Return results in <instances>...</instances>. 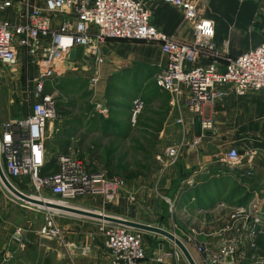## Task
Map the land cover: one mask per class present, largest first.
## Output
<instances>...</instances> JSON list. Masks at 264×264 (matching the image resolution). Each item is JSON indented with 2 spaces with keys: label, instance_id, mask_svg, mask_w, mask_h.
Here are the masks:
<instances>
[{
  "label": "crops",
  "instance_id": "0c3cea01",
  "mask_svg": "<svg viewBox=\"0 0 264 264\" xmlns=\"http://www.w3.org/2000/svg\"><path fill=\"white\" fill-rule=\"evenodd\" d=\"M23 1L0 0V3H11L10 7L0 11V18L14 25L21 23L23 5L22 8L20 6ZM136 1L145 5L150 22L164 35L185 43L192 42L191 27L183 21L180 11L160 0ZM195 1L202 15L214 24L215 47L220 49L223 43H227L226 54L216 59L217 62L225 63L264 43V0ZM28 4L33 8L41 7L38 0H28ZM66 17H58L55 25ZM102 54L104 58L100 65H94L91 58L83 64L86 59L84 52L77 49L74 60L66 61L65 65L79 66L88 79L98 77L100 95L101 89L105 92L109 85L126 90L132 95L131 103L137 98L144 102L137 125L131 126L130 114H127L131 108H128L126 115L129 117L122 123L126 133L112 128L104 139L125 142L130 140V128L140 130L138 125L146 123V119L157 121L159 129L152 153L156 168L147 173L139 171L138 175L132 176L135 172L130 166L120 195L111 203L104 202L98 194L82 196L77 199L78 203L110 217L149 226L160 225L183 242L193 238L194 242L189 243L187 249L196 264H207L204 255L196 251V244L202 245L215 257L221 255L223 242L230 238L231 233L227 230L235 209H246L254 218L260 217L264 224V91L250 92L240 98L229 87H219L223 93L220 100L213 105L202 106L201 114L194 117V124L185 132L176 123L179 110L170 106L169 94L160 91L154 83L155 75L166 63L159 45L107 40ZM211 61L204 59L200 62L205 65ZM15 87L13 79L0 86V93H4V97H0V124L17 119L14 101L5 96L16 91ZM182 109L186 112V107ZM184 116L187 122L189 115ZM107 120L104 117L102 120L83 117L78 123L81 127L78 132H86L91 122L96 126L94 128H98L96 134L100 135L99 128ZM202 122L210 123L211 128L202 130ZM112 123L121 125L119 121ZM52 128L51 124L46 127L47 138L51 136ZM140 141L146 142L141 137ZM170 147L177 149V159L173 166L164 167L157 157L165 159L164 151ZM231 147L240 153L254 150L255 167L251 177L244 176V170L240 168L221 163L222 153ZM59 154L56 151L48 155L46 150L47 164ZM4 190L0 184V264H111L98 234L99 223L88 221V218L59 215L55 222L73 247L57 246L37 236L46 211L34 212L21 207ZM249 227L247 224L243 230L232 264H264V234H257L252 240ZM148 234L153 235L157 245L155 249L145 247L146 259L137 264H156L157 255L172 250L170 241ZM175 262L180 264L179 257L170 260L169 264ZM184 264H187L186 260Z\"/></svg>",
  "mask_w": 264,
  "mask_h": 264
},
{
  "label": "built area",
  "instance_id": "2783aa9c",
  "mask_svg": "<svg viewBox=\"0 0 264 264\" xmlns=\"http://www.w3.org/2000/svg\"><path fill=\"white\" fill-rule=\"evenodd\" d=\"M38 1L41 3L39 8L31 7L28 0L21 2L22 22L17 25L0 18V67L12 70L25 63L26 67L33 69V102L27 115L0 124V166L5 179L14 188L12 181H26L42 201L46 200L43 198L45 195L65 203L85 195L98 194L104 202L111 203L118 198L124 186L123 178L109 177L100 171L92 172L84 161L68 154L57 155L53 169L43 172L47 164L45 131L56 117L55 96L45 93V88L56 76L67 71L64 62L69 61L72 49L83 50L86 58L83 64L91 58L94 65H100L104 58L102 47L107 40L159 45L166 63L155 75L154 83L160 91L169 94L170 106L179 110L176 123L185 132L194 124V117L201 114L202 106L213 105L220 100L223 93L219 87H229L240 98L250 92L264 91V43L225 63L217 62L216 59L226 54L227 43H223L220 49L215 47L214 24L202 15L195 0H160L180 11L183 21L191 27V43L164 35L150 22L145 5L136 0ZM10 6V2L0 3V11ZM65 15L67 17L56 26L54 21ZM204 59L212 61L203 65L200 61ZM98 81L95 76L89 79L94 87H97ZM143 107L141 99L133 101L132 127L136 125V118ZM182 107H186V112ZM96 110L102 117H107L105 108L97 104ZM186 114L189 115L187 122L184 120ZM200 128L209 130L211 125L202 122ZM164 157L157 159L164 163V167L173 166L177 149H166ZM254 159V150L240 153L235 147L229 148L220 157L221 163L244 170L247 177L253 175ZM0 184L5 189L1 181ZM53 217L47 211L38 236L59 241L61 247L72 248V244L64 243L63 233ZM231 219L227 230L231 233L230 238L223 242L221 257L206 252L200 244L195 245L207 264H232V256L247 224H250V239L264 234L261 218H254L244 208L235 209ZM98 234L103 239L111 264H137L146 259L143 232L100 222ZM181 242L187 248L194 240L187 238ZM180 253L176 248L160 253L155 262L168 264Z\"/></svg>",
  "mask_w": 264,
  "mask_h": 264
},
{
  "label": "rangeland",
  "instance_id": "374dc122",
  "mask_svg": "<svg viewBox=\"0 0 264 264\" xmlns=\"http://www.w3.org/2000/svg\"><path fill=\"white\" fill-rule=\"evenodd\" d=\"M32 77H33V69L29 66L26 67L25 63L22 64V66H19L18 68L12 70H7L3 67H0V86L5 85V81H10L11 79H13L14 85H16L15 87L16 91H14L12 94L9 93V96L5 95L8 97V100L11 99L14 101L13 107L16 110V114H17L16 118L23 117L27 113V111H29L31 103L33 102ZM125 91L126 90H124L121 87L117 88L108 85V87L105 88V92L101 89V95H100L98 86L94 87L89 82L88 76H86L84 73L80 71L79 66L68 65L67 71L64 72L63 75L56 76L51 82L47 83L45 88V93H53L56 99V117L50 123L51 126L53 127L51 130L52 134L49 138L45 140V146L48 155L49 153H55L56 151H58L60 154L72 155L84 161L88 169L92 171L105 172L106 174H110L115 177L124 179V175L122 173V168H123L122 157L124 156V154H125L124 160H126L131 164L133 161L140 160V154H142V151H139V149L142 150H145L147 148L149 149V147H145V149H143L144 143L143 146L140 145L139 142L140 131L136 127L130 128L132 133L130 135V140H127L125 142L123 141L113 142L104 139L107 134L111 133L108 131L112 128H114L115 130L120 129L121 131L125 130L124 129L125 127L122 124L124 121L123 119L125 120L128 119L129 115H126V111L128 110V108H131L132 111V103H133L130 102V97L132 95H130L128 92ZM102 93L103 95L105 93V95L102 96ZM3 94L4 93H0L1 98L4 97ZM147 98L148 97H146V99ZM97 104L106 109L107 111L106 118L108 119L109 122L119 121L121 125L112 126V125L102 124V126H100L99 128L100 135H98L96 134V130L98 128H94L96 126L92 125V123L90 122L89 126H87L86 132L80 134V132H78L80 124L78 123L82 121L83 117H89L96 120L100 118L102 120L103 117L99 115L96 110ZM131 111L127 113L130 114V117H131ZM142 111L140 113H142ZM149 114L150 113H148L147 116H149ZM139 115L136 118V125ZM148 131L152 133L151 130ZM155 146L156 145L151 147L153 151L155 150ZM111 148H114L115 150L114 171L116 172H109V170L111 169L107 167L108 162H111V159L109 157L107 158L108 152L110 151ZM144 160L143 162L145 164L146 161ZM150 164H151L150 165L151 169L156 168V163H154L151 159H150ZM12 184L24 195L30 196L32 198L33 197L38 198V196L34 193V191L31 190L29 184L26 181H19V180L12 181ZM4 191H6L8 195H11L7 190ZM11 197L14 201L18 202L19 205H21V207L22 206L27 207L31 211L42 210V211H46V213L47 211L51 212L52 215L54 216L53 217L54 221L59 215L64 214L52 210H46L35 206L27 205L17 200L14 196L11 195ZM43 198L46 199L45 201L63 203L69 206L70 208L97 213V211L93 209H89L88 207H84L83 205L79 204L77 198L65 203L63 201H60L56 197L50 195H45ZM70 216L79 219H87L80 216H74V215H70ZM43 220H42V224H43ZM88 221H94L100 223L98 221L91 219H88ZM41 226L37 229V232L41 228ZM57 227L59 226L57 225ZM40 239L43 241H47L49 243L56 244L57 246L61 245L59 241L56 240L49 241L42 238ZM63 240L64 243L70 244L65 240V236ZM156 245L157 243L155 240H153V235L148 233H143L144 248L146 247V248L155 249ZM175 248L178 249L173 244L172 249ZM178 257H179V263L184 264L185 260L183 255L180 253ZM175 264L178 263L175 262Z\"/></svg>",
  "mask_w": 264,
  "mask_h": 264
},
{
  "label": "water",
  "instance_id": "95a60500",
  "mask_svg": "<svg viewBox=\"0 0 264 264\" xmlns=\"http://www.w3.org/2000/svg\"><path fill=\"white\" fill-rule=\"evenodd\" d=\"M75 52L76 51L74 49H72L69 52L68 59L70 61L74 60ZM0 181L2 182L5 189L12 196H14L17 200L25 204L35 206L38 208H42V209H46V210H52L55 212L64 213V214L80 216V217L88 218V219L95 220V221L102 222V223L118 225V226L128 228L130 230H135V231H140V232H145V233H152L156 236H161L169 240L170 242H172L179 249L184 259L186 260L187 264H196L191 254L189 253L187 248L182 244V242L178 238H176L173 234L163 230L160 227V225L158 226L143 225L137 222L118 219V218L110 217V216L103 215L100 213L84 211V210H79V209L70 208V207H64V206H60V205L53 204L50 202L33 199L32 197L26 196L23 193L19 192L5 179L1 166H0Z\"/></svg>",
  "mask_w": 264,
  "mask_h": 264
},
{
  "label": "trees",
  "instance_id": "16d2710c",
  "mask_svg": "<svg viewBox=\"0 0 264 264\" xmlns=\"http://www.w3.org/2000/svg\"><path fill=\"white\" fill-rule=\"evenodd\" d=\"M104 122H105L106 125L114 126V124L112 122H109L108 120L104 121ZM138 127H140V130H139L140 131V137L144 138L145 141H146V142H144V146H143V143L141 141H139L140 145L143 146V149H145V147H149V149L148 148L145 149L146 151L142 150V149H139V151H142V154L139 153L140 154V160L139 161H133L131 164L129 162H127L126 160H124V157H125V154H124V156L122 157L123 158L122 173H123L124 177L128 176L129 167L130 166H134L135 167V169H134L135 173L131 174L132 176L138 175L139 171L142 172V173H147V171H150V169H151V167H150V165H151L150 164V159L153 161V159H152L153 150H152L151 147H153L155 145L156 133H157V131L159 129V123L157 121L151 122V121L146 119V123H141V125H138ZM148 130H151L152 133L150 131H148ZM141 134H142V136H141ZM143 134L146 135V136H143ZM114 152H115L114 148H111L110 151L108 152V155H107V158L109 157L111 159V162H108V164H107V167L111 169V170L108 169L109 172H116V171H114L115 170V166H114V164H115V162H114L115 161L114 160V158H115ZM55 160H56V158H53V159L49 160V163L46 164L45 168L43 169L44 173L50 171V168L54 167ZM143 160L146 161L145 164H144ZM107 175L109 177H114L113 175H110V174H107Z\"/></svg>",
  "mask_w": 264,
  "mask_h": 264
},
{
  "label": "bare ground",
  "instance_id": "6f19581e",
  "mask_svg": "<svg viewBox=\"0 0 264 264\" xmlns=\"http://www.w3.org/2000/svg\"><path fill=\"white\" fill-rule=\"evenodd\" d=\"M33 199L41 200V199L34 198V197H33ZM43 201H45V200H43ZM46 202H50V201H46ZM50 203L57 204V205L64 206V207H69V206H67V205H65V204H63V203H58V202H57V203H55V202H50Z\"/></svg>",
  "mask_w": 264,
  "mask_h": 264
}]
</instances>
